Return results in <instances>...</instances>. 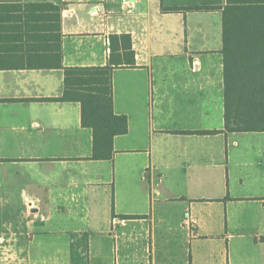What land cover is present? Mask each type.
I'll use <instances>...</instances> for the list:
<instances>
[{"label": "crops", "instance_id": "1", "mask_svg": "<svg viewBox=\"0 0 264 264\" xmlns=\"http://www.w3.org/2000/svg\"><path fill=\"white\" fill-rule=\"evenodd\" d=\"M224 4L0 0V264H264V131H222ZM110 57L133 60L111 76L127 131L93 159L54 98Z\"/></svg>", "mask_w": 264, "mask_h": 264}, {"label": "trees", "instance_id": "2", "mask_svg": "<svg viewBox=\"0 0 264 264\" xmlns=\"http://www.w3.org/2000/svg\"><path fill=\"white\" fill-rule=\"evenodd\" d=\"M213 6L163 7L164 11L209 10ZM222 17V63L224 132L264 131V0H225L217 6ZM131 54L128 36L115 43ZM121 60H125L121 58ZM104 66L65 67L63 94L54 98L81 105V123L92 129V158L107 159L113 154V138L127 131V117L113 112L112 71L132 65L133 60ZM216 130L199 131L214 133Z\"/></svg>", "mask_w": 264, "mask_h": 264}]
</instances>
